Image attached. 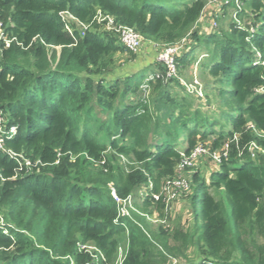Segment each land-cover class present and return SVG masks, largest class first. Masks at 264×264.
I'll list each match as a JSON object with an SVG mask.
<instances>
[{
    "label": "trees",
    "instance_id": "trees-1",
    "mask_svg": "<svg viewBox=\"0 0 264 264\" xmlns=\"http://www.w3.org/2000/svg\"><path fill=\"white\" fill-rule=\"evenodd\" d=\"M209 1L0 0L4 32L16 38L0 42L4 137L9 149L40 162L32 172L19 171L0 152L2 264H168L179 256L186 264H264V155L254 159L246 149L255 142L264 151V0H244L239 22L202 35L195 26ZM99 11L135 28L150 49L160 52L185 40L176 56L179 73L180 65L192 66L190 57L204 49L203 72L219 85L222 106L210 114L211 104L187 94L176 97L172 84L181 83L166 79L158 62L116 75L115 57L127 50L97 24ZM80 23L90 28L83 31ZM153 76L155 95L148 100L142 86ZM236 134L245 148L242 158L230 142ZM200 142L215 151L230 142V155L209 183L197 169L188 173L197 232H176L174 241L184 237L176 249L168 245L173 233L162 226L152 231L134 216L136 210L132 219L119 217L114 191L120 199L132 197L134 206L144 193L136 205L164 217L163 205L151 194L161 192L182 155ZM211 188L222 190L225 201ZM202 189L200 219L196 203ZM125 233L128 251L120 263ZM89 242L104 258L94 260L80 249ZM191 246L195 261L185 252Z\"/></svg>",
    "mask_w": 264,
    "mask_h": 264
},
{
    "label": "rangeland",
    "instance_id": "rangeland-1",
    "mask_svg": "<svg viewBox=\"0 0 264 264\" xmlns=\"http://www.w3.org/2000/svg\"><path fill=\"white\" fill-rule=\"evenodd\" d=\"M211 1V0H210ZM209 1V2H210ZM208 2V4H209ZM207 4V6H208ZM213 15L209 16L208 25L206 24L205 27L195 26L196 29H199L202 31V35H205L206 32L214 31L216 29V32H221V30H227L230 23L235 22L234 15L236 13V10L234 8L224 9V8H218L214 9L212 11ZM204 21V20H202ZM211 22H214L215 24L211 26ZM210 25V28L208 27ZM103 27V26H102ZM129 27V26H128ZM134 30H136L133 27H130ZM103 30L107 31L105 27L102 28ZM138 32V31H137ZM139 33V32H138ZM140 34V33H139ZM159 50L155 48H148V45L143 46L140 51L136 54H139L140 57L138 60L133 59L132 54L134 52L125 51L123 54H118L115 64V74L118 76H124L129 73H137L145 68H151L152 66L155 67V65L158 62V53ZM207 52L204 49L196 50L194 53V56L190 57L193 58V65L187 66V65H180V73L178 76V80L181 84L177 85L176 83L172 84L173 89L172 93L176 97H182L183 95L187 94L196 99V101H203L206 103L211 104L212 108L210 111H208L210 114H213V112H217L218 108L221 107V100L218 98L216 91L218 88V84L214 85V80L208 76L207 73L203 72V65L207 62L208 55ZM135 54V53H134ZM190 60V59H189ZM158 67V64L156 65ZM152 71H149L146 73L147 76L151 74ZM190 86L193 87V90H189ZM149 99L151 100V95H155L151 91L153 89L149 86V89H147ZM144 93V92H143ZM134 98V97H133ZM145 98V97H144ZM198 99V100H197ZM136 101V98L133 99V101ZM203 112H206L203 110ZM102 135V134H101ZM100 135V136H101ZM117 161L120 165L123 167L129 164L128 161L125 158L118 157ZM114 164H116L114 162ZM217 166L215 162L208 160L206 162H199L196 164V167L193 169H197L200 172L201 178L205 179L207 182L210 178V170ZM128 168V167H127ZM209 183V182H207ZM163 186V185H162ZM204 189H202L199 193L198 200H197V211L199 214V218L202 219V200H203V194ZM210 193L218 200H224V194L222 190H217L214 188L210 189ZM194 190L189 192L187 195H184L179 198L176 202L174 201V206L172 207L171 212L168 213V216L166 217V222L164 223L163 218L159 217L160 221L157 220L158 218V212L153 211L151 213L145 212L139 207V204L136 205V203H139L141 201L140 198L144 197V193L139 194V198L136 199V203L134 208L136 211H133L135 214L134 216H138L139 218H143L146 220L147 225L150 227L152 231H155L158 229L159 226H162L164 230L169 232L170 234L173 233V236H169L168 239V245L171 248H178L181 246L183 240V235L185 233H191V232H197V226L194 224L193 220V213H192V202L191 199L193 197ZM173 202V199L169 202V204ZM179 202V205L177 207V203ZM166 205L165 211H170V206ZM130 215V214H129ZM132 215V214H131ZM133 216V215H132ZM133 221V220H132ZM202 221V220H201ZM199 226V224H198ZM180 230V231H179ZM176 232H182L183 235H178V239L176 241L173 240L174 234ZM81 250H85V252L92 257L94 260L96 258H104L103 256H100V252L94 247V245L89 242L86 244H79ZM84 248V249H83ZM1 251V249H0ZM128 251V234L125 233V236L122 237L121 244L119 246L118 252H117V262H120L125 256ZM189 258L192 261H195L197 257L194 255V247L191 246L188 250L185 251ZM66 259L71 260L73 262V259H70L67 257ZM98 261V260H97ZM187 260L183 256H179L177 258H170L168 264H186ZM85 263V264H90ZM0 264L1 261H0Z\"/></svg>",
    "mask_w": 264,
    "mask_h": 264
},
{
    "label": "built area",
    "instance_id": "built-area-1",
    "mask_svg": "<svg viewBox=\"0 0 264 264\" xmlns=\"http://www.w3.org/2000/svg\"><path fill=\"white\" fill-rule=\"evenodd\" d=\"M233 4L236 10L234 15L235 22H239L237 19V12L241 10L243 7L244 0H211L207 7L213 11L214 9L223 8L226 5ZM212 15V14H211ZM75 20L74 18H71ZM95 20L98 25H101L106 28L108 32H112L115 34L121 45L130 52L137 53L145 44V38L139 34L136 30L121 25L116 21V19L109 15H104L100 11L98 15L95 17ZM214 22H211V26L214 25ZM83 31L88 30L90 27L88 25L80 23ZM68 30L72 33V31L68 28ZM253 31V30H252ZM251 31V32H252ZM13 41H16V38L9 39L5 32L4 26L0 22V42H4L6 44H11ZM185 40L181 44L178 45H165L158 54V63L162 64L166 68V79H178L179 73L176 63V56L179 54L180 50L183 47ZM159 77V75H157ZM156 78L149 77L142 86V90L144 92V97H148V90L150 81H153ZM189 90H193V87L190 86ZM148 92V93H147ZM4 124V119L0 114V152L8 155L11 159L15 160L18 164V170L23 171L26 170L27 172H32L34 169H37L40 166V162L36 161L33 162L30 158L26 157L22 153H16L13 150L9 149L6 145L5 141V132L3 131L2 125ZM252 128V125L249 126ZM255 131V130H254ZM10 136L16 135V128L11 127L9 130ZM240 138L239 134H236L234 138L230 142H235L239 150V157H243V153L245 152V148L240 147ZM230 142L224 145V148L220 151L211 150L209 146L203 142H200L195 149L191 152L190 155H182V160L176 168V175L165 181L161 188V192L158 194L152 193L151 196L155 202H160L163 205V214L164 223L167 221L166 217L168 213L173 211L172 207L174 206V201L176 202L179 200L180 197L187 195L192 188L191 183L189 182L190 177L188 176L189 171H193L196 164L199 162H206L211 160L216 164H220L222 159H228L230 155ZM248 147V154L257 159L259 155H264L263 149L257 145L255 142H251ZM197 168V167H196ZM189 177V178H188ZM0 178L4 181L5 179L2 178L0 173ZM17 178V175L13 178ZM152 188V187H151ZM113 197L115 201L118 203L120 207L119 217L121 218H129L132 219L131 210H136L133 206L134 200L132 197H128L126 199H120L116 196L115 191L113 192ZM173 199V202L169 204V202ZM170 206V211H165L166 205ZM130 214V215H129ZM157 220L160 221V213L158 212ZM84 249V248H83ZM123 259L120 261V263Z\"/></svg>",
    "mask_w": 264,
    "mask_h": 264
},
{
    "label": "crops",
    "instance_id": "crops-1",
    "mask_svg": "<svg viewBox=\"0 0 264 264\" xmlns=\"http://www.w3.org/2000/svg\"><path fill=\"white\" fill-rule=\"evenodd\" d=\"M212 14V11H211V9L209 8V7H206V10H205V12L203 13V16H202V18L200 19V24H198V26H200V27H205V25L207 24L208 25V18H209V16ZM202 20H204V21H202ZM217 166H215L213 169H212V171H216V170H218L219 169V164H216ZM211 170H210V173L212 172ZM178 205H179V202L177 203V207H178Z\"/></svg>",
    "mask_w": 264,
    "mask_h": 264
}]
</instances>
